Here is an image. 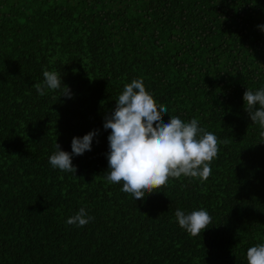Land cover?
I'll list each match as a JSON object with an SVG mask.
<instances>
[{"label": "trees", "instance_id": "16d2710c", "mask_svg": "<svg viewBox=\"0 0 264 264\" xmlns=\"http://www.w3.org/2000/svg\"><path fill=\"white\" fill-rule=\"evenodd\" d=\"M259 25L264 0H0V264H248L264 243V140L243 101L264 87ZM44 70L73 98L38 95ZM137 78L226 141L206 182L135 201L106 181L104 117ZM93 130L75 174L51 167L55 142L71 152ZM81 207L94 219L68 225ZM177 208L206 209L212 227L191 237Z\"/></svg>", "mask_w": 264, "mask_h": 264}, {"label": "clouds", "instance_id": "9594fccd", "mask_svg": "<svg viewBox=\"0 0 264 264\" xmlns=\"http://www.w3.org/2000/svg\"><path fill=\"white\" fill-rule=\"evenodd\" d=\"M258 28L264 32V25ZM33 87L40 96L57 90L68 99L74 95L54 70H44L42 83H35ZM243 101L244 110L251 122L259 126V135L264 140V87L255 91L246 88ZM165 114L169 115L168 108L157 103L146 89L143 78H137L124 85L114 109L104 117V130H111L105 153L108 161L105 179L110 184H122L121 191L135 201L163 192L172 180L189 178L206 182L212 174L211 165L218 158L219 146L226 143L202 127L198 118L185 122L179 116L169 115V120L164 122ZM98 132L93 130L83 137H73L71 152L62 150L55 142V151L49 156L51 167L75 174L77 167L73 165V156L91 151ZM93 219L81 207L66 223L83 227ZM175 219L193 238L212 227V216L204 208L190 213L177 208ZM246 258L248 264H264V243L249 247Z\"/></svg>", "mask_w": 264, "mask_h": 264}]
</instances>
